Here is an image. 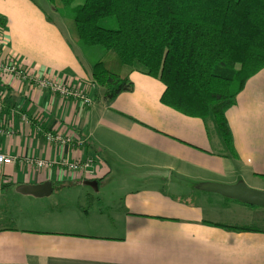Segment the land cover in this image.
Wrapping results in <instances>:
<instances>
[{"label":"crops","instance_id":"0c3cea01","mask_svg":"<svg viewBox=\"0 0 264 264\" xmlns=\"http://www.w3.org/2000/svg\"><path fill=\"white\" fill-rule=\"evenodd\" d=\"M0 18L3 55L90 99L0 78V153L15 159L0 166V264H264V207L202 188L264 192V68L226 112L231 157L212 124L162 104L153 77L132 72V91L106 103L91 63L33 0H0ZM88 159L90 174L59 165ZM46 182L47 196L22 189ZM112 186L114 211L99 196Z\"/></svg>","mask_w":264,"mask_h":264},{"label":"trees","instance_id":"16d2710c","mask_svg":"<svg viewBox=\"0 0 264 264\" xmlns=\"http://www.w3.org/2000/svg\"><path fill=\"white\" fill-rule=\"evenodd\" d=\"M45 1L73 43L101 50L90 78L106 103L132 91V72L153 77L164 85L162 104L212 124L235 157L226 112L264 68V0Z\"/></svg>","mask_w":264,"mask_h":264},{"label":"built area","instance_id":"2783aa9c","mask_svg":"<svg viewBox=\"0 0 264 264\" xmlns=\"http://www.w3.org/2000/svg\"><path fill=\"white\" fill-rule=\"evenodd\" d=\"M2 26L0 25V78L5 79V78H10L12 77L15 80H19L20 82L24 81H30L33 82L39 89H49L54 92H59L64 96H77L83 99L85 103H89L90 99L87 97H82L80 93L77 91H73L67 86L61 84V83H55L53 80L45 78L44 75L42 74L41 71L39 70H30L26 68L25 66L23 67L21 64L18 63L16 56L12 54H6L3 55L1 52L2 47ZM1 133V129H0ZM48 139L51 140V137L48 135ZM56 142L63 143V139L56 137ZM32 162V163H31ZM15 163V159L1 154L0 153V166L3 165H8V164H13ZM31 164H34L35 167L38 169H51L53 165L55 164L54 161H48V160H31ZM59 165L64 167V169L68 172H71L72 175L75 172H84V174H90V167L92 165V161L90 159L85 160V161H62L59 162Z\"/></svg>","mask_w":264,"mask_h":264},{"label":"rangeland","instance_id":"374dc122","mask_svg":"<svg viewBox=\"0 0 264 264\" xmlns=\"http://www.w3.org/2000/svg\"><path fill=\"white\" fill-rule=\"evenodd\" d=\"M39 7L42 8L44 12L48 15L49 19L54 21L60 28L64 31V34L66 35V38L70 40L72 43V46L74 47V50L78 54L79 59L81 62L88 67V65L94 61H97L101 59L102 57V52L101 50H95V48H86L84 46H81L79 44L73 43V39L70 36V32L68 31L67 25L65 21L57 14L54 12L53 8L51 5H49L45 0H33ZM83 3V0H75L73 6H77ZM71 6V5H70ZM5 26V25H4ZM98 49V48H96ZM89 68V67H88ZM263 69V68H262ZM261 69V70H262ZM259 72V71H258ZM93 85V84H92ZM99 196H103L102 201L106 203V205H110L111 208L114 209L117 208L118 201L121 197V195L117 192V189L115 187H108L106 189H102L101 192L99 193ZM94 202H96V199H93ZM102 202V203H103ZM235 207H240V209H248L246 207L242 208L243 206H239V204H232ZM236 211V208H234ZM247 211V210H245Z\"/></svg>","mask_w":264,"mask_h":264},{"label":"water","instance_id":"95a60500","mask_svg":"<svg viewBox=\"0 0 264 264\" xmlns=\"http://www.w3.org/2000/svg\"><path fill=\"white\" fill-rule=\"evenodd\" d=\"M205 191L216 193L224 197L235 199L251 206L264 207V192L246 187L243 183L223 185L208 183L202 187ZM22 189L36 197L47 196L51 193V183L46 182L38 186H24Z\"/></svg>","mask_w":264,"mask_h":264}]
</instances>
